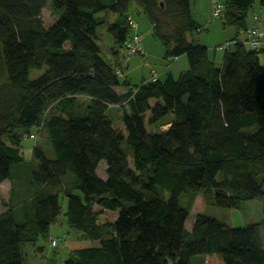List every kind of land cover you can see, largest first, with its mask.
Masks as SVG:
<instances>
[{
    "label": "trees",
    "instance_id": "1",
    "mask_svg": "<svg viewBox=\"0 0 264 264\" xmlns=\"http://www.w3.org/2000/svg\"><path fill=\"white\" fill-rule=\"evenodd\" d=\"M256 1L264 6L225 0L223 24L246 28ZM131 3L147 16L165 56H186L188 68L176 78L167 73L132 86L101 55L98 13L118 14L107 25L117 51L131 36ZM194 30L201 25L191 0H0V183L29 162L18 130L44 128L54 151L33 147L22 214L0 213V264H25L21 245L48 235L60 190L68 223L98 241L63 264H193L197 255L203 264H264V217L229 226L198 213L186 227L181 198L189 192L213 191L215 204L229 208L264 203L263 48L237 35L218 66L206 45L188 39ZM113 106L123 129L114 127ZM168 115L167 129L147 130L146 121ZM102 160L104 178L97 173ZM95 205L116 211L113 221L99 220Z\"/></svg>",
    "mask_w": 264,
    "mask_h": 264
},
{
    "label": "rangeland",
    "instance_id": "2",
    "mask_svg": "<svg viewBox=\"0 0 264 264\" xmlns=\"http://www.w3.org/2000/svg\"><path fill=\"white\" fill-rule=\"evenodd\" d=\"M217 2L224 3L225 0H215V3ZM51 3L52 0H47V6H50ZM191 5L195 18L198 20L199 24H201V30H194L193 36L197 37L196 39L209 48V54H214V59L217 64H222L224 52L226 50L225 45L233 37L234 28L231 25L224 26L220 15L212 17L211 2L210 11L206 13L207 8H209L208 0H197L196 4L195 0H193ZM107 12L108 11L99 12L98 16L104 15ZM130 12L132 14V20L137 24L136 33H138L140 37L141 52L137 51L136 53L129 54L126 47H121L116 53H112L107 49L106 51L101 49V55L117 69L119 68L121 75L119 76L122 77V79H127L132 86H135L140 85L143 80L146 81L155 74L158 75L159 78H163L166 66L164 61L166 58L164 57V46L162 42L154 36L152 25L144 12L135 3H131ZM255 13L259 14L264 19V6H260V4L256 2L248 9L247 20L254 19ZM45 17H47V15H45ZM131 34L132 27L129 29L128 37ZM220 45L222 46L221 48H219ZM233 46L234 43H231L229 47L233 48ZM258 55L260 63L264 65V49L260 50ZM44 70L45 66L33 68L29 71V77L34 78ZM117 90H120L119 92L122 93L126 89L120 85L117 87ZM80 100L85 102V98L82 96H80ZM150 102L153 103L154 100H150ZM117 111H121L118 106L109 108L114 127L123 129L120 113ZM147 114H149V111H147ZM147 119L148 116L146 117V120ZM170 120L171 116L168 115L154 124H150L146 121L147 130L151 132L165 130L169 126ZM17 135L19 137L18 139L20 141L23 156L28 159L29 162L14 166L12 169V177L0 183V213L8 208H13L17 218H20L22 214L21 203L25 202L30 196L27 173L35 162L33 160V147L35 145L41 147L47 156H54V151L44 128L37 132L33 130L31 133L18 130ZM129 160L131 161V156H129ZM104 164V160L99 164L97 169L99 175H103ZM70 175L69 173L65 179V186L70 183ZM74 192L80 194L79 190H75ZM160 192L166 195L163 190ZM59 202L61 206L60 212L51 223L48 235L44 237L40 234L36 243L32 241H25L22 243L21 251L24 256L25 264H63L64 260L72 256L77 249L98 244L97 240L91 239L76 226L68 223L66 218V198L62 190L59 191ZM181 202L186 206L188 211L186 220V226L188 228H190L194 217L198 213H205L209 216L223 219L229 226H242L246 223L260 221L264 217V203L259 199L243 201L239 208H229L215 204L213 191H199L195 193L189 192L183 195ZM94 208L95 210H99V206L97 205H95ZM99 211L98 218L101 221H113L115 218L116 211L113 212L102 209ZM52 237L57 238L59 241L57 246L49 245ZM38 245H43L44 248L38 250ZM197 256L201 257H194L192 259L193 264H203V255Z\"/></svg>",
    "mask_w": 264,
    "mask_h": 264
},
{
    "label": "crops",
    "instance_id": "3",
    "mask_svg": "<svg viewBox=\"0 0 264 264\" xmlns=\"http://www.w3.org/2000/svg\"><path fill=\"white\" fill-rule=\"evenodd\" d=\"M192 1L193 0H191V3H192ZM209 1V8H207V10H206V13H208L209 11H210V2H211V6H212V4L215 2V0H208ZM196 2H197V0H195V4H196ZM257 2V1H256ZM256 2H254L252 5H251V7L256 3ZM223 3V2H222ZM259 4V3H258ZM192 6V5H191ZM260 6H262V5H260ZM130 10H131V7H130ZM130 10H129V12H130ZM105 11H108V10H105ZM193 12V11H192ZM193 15H194V13H193ZM247 15H248V12H247ZM117 16H118V14L117 13H115V12H112V11H108L106 14H104V15H99L98 17H99V19L100 20H102L103 22L101 23V24H99L98 26H97V33H98V42H99V44H100V46H101V49H104L105 51H106V49L107 50H110L112 53H116L117 51H113L112 49H113V47H114V45H115V41H114V37L107 31V25L110 23V22H112L113 20H115L116 18H117ZM130 18H131V21H133L132 20V14H131V12H130ZM248 17V16H247ZM194 18H195V16H194ZM196 19V18H195ZM196 21L198 22V20L196 19ZM199 23V22H198ZM223 23V22H222ZM131 24H132V34L133 33H135V32H137V29H136V26H137V24H136V22L135 21H133V22H131ZM201 25V24H200ZM224 25V24H223ZM224 26H226V25H224ZM232 26V25H231ZM246 26L247 27H259V29L261 30V32H262V35H261V38H262V40H263V44H262V48L264 49V19L259 15V14H256L255 13V16H254V19L252 18V20L250 19L249 21L247 20V23H246ZM135 27V28H134ZM233 28H234V26H232ZM194 32V31H193ZM193 32L191 33V34H188V39L189 40H193V41H199L198 39H196L197 37H194L193 36ZM131 34V35H132ZM238 35V37L241 39V40H243L244 39V34L242 35V34H240V31H237L235 28H234V35H233V37L229 40V42L227 43V46L228 47H225V49L226 50H233L234 48H235V42L232 40V39H234L235 38V36H237ZM200 42V41H199ZM231 43H234V46H233V48H230L229 46H230V44ZM208 48V47H207ZM220 48V47H219ZM164 49H165V47H164ZM262 49V50H263ZM139 52H141V49H140V51ZM164 57L166 58L165 59V61H164V63L166 64V66H165V70H164V77L166 76V74L167 73H170L174 78H176L178 75H179V73L182 71V70H185V69H187L188 68V61H187V58H186V56L184 55V54H182V55H179V56H175V57H172V58H169V57H167V56H165V54H164ZM208 57H209V59L210 60H213L214 62H215V59H214V54L213 55H211V54H209V48H208ZM216 63V62H215ZM164 64V65H165ZM216 65H218V66H220L221 64H217L216 63ZM119 72H120V70H119V68L117 69ZM119 75H120V73H119ZM121 76V75H120ZM163 77V78H164ZM155 78H159V76L158 75H153L152 77H150L149 79H147L146 81H150V80H153V79H155ZM120 80L122 81V80H125V78L124 79H122V77H120ZM145 80H143L142 82H146ZM141 82V83H142ZM117 89V88H116ZM117 91H120V90H117ZM102 178H104L105 176H106V174H105V164H104V169H103V175H100ZM5 181V180H4ZM4 181H2V182H4ZM1 182V183H2ZM99 210L101 209V208H98ZM102 210H106V209H102ZM114 212V211H113ZM219 219V218H218ZM221 221H224L223 219H220ZM225 223H227L226 221H224ZM191 225H192V223H191ZM187 227V226H186ZM191 227V226H190ZM188 228V227H187ZM188 229H190V228H188ZM205 261V258L203 257V262Z\"/></svg>",
    "mask_w": 264,
    "mask_h": 264
},
{
    "label": "built area",
    "instance_id": "4",
    "mask_svg": "<svg viewBox=\"0 0 264 264\" xmlns=\"http://www.w3.org/2000/svg\"><path fill=\"white\" fill-rule=\"evenodd\" d=\"M223 9V3L217 2L212 4V11L211 15L212 17H217L221 14V11ZM240 34H244V39L242 40L244 44L247 47L250 48H258L262 46L263 40L261 38L262 32L259 29V27H246L244 29H241ZM227 45V44H226ZM225 45V46H226ZM125 47L129 54L136 53L137 51H140L141 44H140V37L138 33H133L129 40L126 42ZM219 47H222L221 45ZM224 47V46H223ZM33 135V134H32ZM58 240L55 237H52L50 239L49 245L50 246H57Z\"/></svg>",
    "mask_w": 264,
    "mask_h": 264
},
{
    "label": "water",
    "instance_id": "5",
    "mask_svg": "<svg viewBox=\"0 0 264 264\" xmlns=\"http://www.w3.org/2000/svg\"><path fill=\"white\" fill-rule=\"evenodd\" d=\"M43 248H44L43 245H38V246H37V249H38V250H42Z\"/></svg>",
    "mask_w": 264,
    "mask_h": 264
}]
</instances>
